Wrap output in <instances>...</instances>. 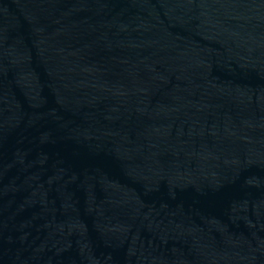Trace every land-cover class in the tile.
I'll use <instances>...</instances> for the list:
<instances>
[{"label":"water","instance_id":"obj_1","mask_svg":"<svg viewBox=\"0 0 264 264\" xmlns=\"http://www.w3.org/2000/svg\"><path fill=\"white\" fill-rule=\"evenodd\" d=\"M0 264H264V0H0Z\"/></svg>","mask_w":264,"mask_h":264}]
</instances>
